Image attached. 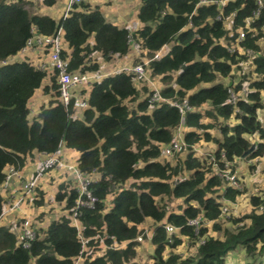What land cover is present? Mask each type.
Masks as SVG:
<instances>
[{
    "label": "trees",
    "instance_id": "obj_1",
    "mask_svg": "<svg viewBox=\"0 0 264 264\" xmlns=\"http://www.w3.org/2000/svg\"><path fill=\"white\" fill-rule=\"evenodd\" d=\"M211 1L139 0L140 26L129 31L107 20L92 0H81L58 19L29 11L22 0H0V185L6 170L20 171L32 152L51 154L62 145L79 153L75 163L81 174L94 175L87 187L96 199L92 208L76 209L78 229L65 215L45 226L31 224L35 236L28 248L17 231L19 220L13 227L0 225V264H73L82 254L79 234L89 239L87 246L99 244L97 235L106 246L83 264H126L135 257L136 238L147 221L154 247L151 264H226L235 250L242 251L243 264H264V191L250 196L246 214L225 221L220 199L235 201L240 191L227 187L214 171L215 163L222 168L230 162L235 173L236 159L264 155L259 116L264 108V0L261 8L256 0H228L224 6ZM228 15L227 27L223 18ZM247 22L250 30L240 44L253 54L249 64L246 56L227 50ZM58 27L68 72L98 71V57L109 61L128 55L134 42L141 57L151 59L147 68L159 78L160 95L186 99L190 110L181 115L166 102L150 104L148 86L136 85L133 74L120 72L93 82L82 118L73 117V100L68 105L58 100L54 77L51 85H43L45 71L26 59L8 61L25 46L33 28L52 35ZM164 46L167 52L152 59ZM39 88L52 94L29 118V100ZM240 91L244 94L235 102H226L231 92ZM179 128L182 154L162 160L161 146ZM202 143L213 146L204 150ZM67 187L61 184L55 199L72 214L78 192ZM171 199L182 201L179 211L168 209ZM5 203L0 194V217ZM33 204L41 207L43 199ZM197 215L213 221L211 234L204 226L195 234L186 224ZM166 224L173 231H166ZM180 236L194 244L203 237L204 242L193 255L182 257L175 250Z\"/></svg>",
    "mask_w": 264,
    "mask_h": 264
},
{
    "label": "rangeland",
    "instance_id": "obj_2",
    "mask_svg": "<svg viewBox=\"0 0 264 264\" xmlns=\"http://www.w3.org/2000/svg\"><path fill=\"white\" fill-rule=\"evenodd\" d=\"M34 1L36 3L35 4L33 3V4L35 6V9L37 10L34 12L43 13L44 11L42 12V10L39 9L41 8V5L37 3L38 0H34ZM42 1L41 3H43ZM26 7L29 11L34 10V9H31L30 5ZM124 7L125 6L122 5L121 3V5L119 6V8L121 9V12H124ZM125 11L126 13L128 12L127 14H129L131 12L130 7ZM129 16L130 15H128V17ZM262 46L264 47V41H263ZM166 48L167 47H165V49ZM42 54L45 57L42 59V62L40 64H43L44 67H48L49 66L48 52L46 54L44 51L42 52ZM134 56H137V57H134ZM136 58H142L146 60L145 56L141 57V52L137 48V50H133L130 53L129 58L125 63H119V64L115 63L116 65L110 68L107 67L106 69H104L105 71L101 70V72H110L113 68L121 67V65H125V64L130 65L131 63H136L137 62ZM250 60L251 59H247L248 64L250 63ZM149 61L150 60H148L147 64L145 65V76L147 77V80H141L136 85H158V86L160 85L158 81L159 78L152 77L149 69L147 68ZM50 69L51 67L49 66V70L48 71L45 70L47 71L46 73L47 75L44 79L43 85H51L50 80L52 77H54L56 81L58 80L57 73L54 70H50ZM252 77H254V75H252ZM86 89L88 90V88ZM84 91L85 90L81 88H78L77 90L73 91V99L83 98L85 96L83 93ZM51 94L52 93L45 94L44 96L42 88H39L38 90H36V92H34L33 96L30 98L31 103H29V106H30L29 108L31 109V114L29 118H32L33 116H35V113L37 114L39 112L40 107L42 105L47 104V100L50 99ZM39 98H40V104H39V101H37V99ZM74 108L75 109H73V112L78 110V108L76 107ZM76 116L77 114L73 113V117H76ZM259 116L261 118V122L264 123V108L261 111H259ZM178 131L180 133V128L178 129ZM212 146L213 145L211 144L202 143V147L204 150L211 149ZM254 148L255 146H253V149ZM59 150H60V155L57 156V160H59L62 164H64V166L54 165L53 167L46 170L40 176L37 182L31 187L29 194H25V195L23 194L25 192L24 184H25V181L34 174L35 170H37L38 168L37 165L40 159L36 161V166H35L36 168H34L35 170L33 171L32 175H30L28 178H22L21 172L18 170H16L17 172L15 174H9L8 179L5 178L6 180H4V182L0 185V194H2V196L4 197L5 196L7 197L8 205H5L3 212L13 213L15 214L16 218H19V217L27 218L29 219L28 220L29 222L32 221V224L34 223L35 227L45 226L51 220V218L60 217L62 215H65L66 217L74 221L73 214H69L68 211L63 208L64 203L56 201L55 195L58 192V188L61 184H65L68 186L66 190L72 187L79 188L81 187V185L79 183L78 178L75 176L71 168L75 163L73 161V157L71 159L70 155L64 154L62 148H59ZM182 150L183 149L173 153L169 157L161 156V159L167 160V161H173L174 156L176 157L182 154ZM198 152L200 153V151ZM235 164L238 168V171L235 172V175L237 177V183L235 186L236 188H232V189L239 190L240 194L237 196L235 201H231L225 198L220 199V201L223 204H225V207H227L228 209L226 213L221 214V216L224 218L225 221L230 216L241 217L242 215L246 214L250 210V204H249L250 196L254 194L261 195L263 194V191H264V175L262 171L264 169V155L260 157H254V158L243 157V159L241 160L236 159ZM6 174L8 175V173ZM89 177L93 178L94 175H91ZM221 178L223 179L225 185L227 186L224 178L223 177ZM15 184H16V187H15ZM40 198L43 199V205L41 207H38V211H37V207H35L34 206L35 204L33 203L34 201H36V199L38 200ZM17 199H22L21 205L17 208H13L12 211L8 212L7 207L9 206L12 207L13 203ZM167 203H168L167 204L168 209L170 211L177 212L180 209L182 201L178 199H171ZM43 214L44 216L41 217L40 215H43ZM149 223L151 222L150 221L145 222L142 225L141 230H144L145 228L148 229L150 225ZM212 223H213L212 220L204 219L203 226L207 228V231H208L207 234L212 233ZM224 223H226L225 225H227L228 222H224ZM17 231H19V229H17ZM170 231H173V230L171 229ZM144 234L148 235V237H146V235ZM144 234H142V236L137 240V244L134 247L135 252H136L135 257L130 262L128 261L126 264H151L152 263V252H153L154 247L149 241L150 232L146 231ZM180 239H181V244H179L175 248L177 253H179V255H181L182 257L193 255L196 251V244L189 242L187 237L180 236ZM105 249H106L105 247L99 249L100 253H102ZM169 251L170 250H166L164 253V256H166ZM243 260L244 258H243L242 251L235 250L231 254H229V256H227L226 264H239V263L243 264Z\"/></svg>",
    "mask_w": 264,
    "mask_h": 264
},
{
    "label": "built area",
    "instance_id": "obj_3",
    "mask_svg": "<svg viewBox=\"0 0 264 264\" xmlns=\"http://www.w3.org/2000/svg\"><path fill=\"white\" fill-rule=\"evenodd\" d=\"M81 0H67L66 1V5H65V10L62 14L63 17H66L71 10L73 9V7L78 4ZM228 0H219V3L221 4V6H224L225 3ZM206 2H212L211 0H200V3H206ZM213 2H217V1H213ZM259 8L262 7V1L261 0H256ZM259 14V9L257 11H254L253 13V17L258 16ZM222 13H220V16L218 17L219 19L221 18ZM230 20H231V15L225 16L223 18V21L225 22V24H228L227 27L230 24ZM127 29L129 31H133L134 28H132V26H128ZM250 30V26H249V22H247V25L244 28H239L237 30V34L236 37L234 39V41L232 42L231 45L228 46L227 50L229 52H236L238 54H242L244 56H246L248 59H251V57L253 56L252 52L248 49H244L241 46V41L243 40L245 33L247 31ZM131 35H129L130 37ZM131 47L132 50H137L138 46L134 43L131 42ZM165 47H167L165 49ZM65 43L63 41V36H62V29L61 27H58L55 31L54 34L52 35H42L37 33L36 29L33 28L31 30V36L28 38V40L25 43V46L21 49L20 53H24L27 51H31V50H38V51H47L48 52V56H49V66L51 67L50 70H54L57 75H58V88H57V93H58V100L61 101L64 105H68L69 102L71 100H73V109H75L74 107L78 108V110H84L85 108L88 107V103H87V97L85 98H75L73 99V91L77 90L78 88H89L91 87L93 82L99 81L102 77L105 76H109L112 74H117L120 72L126 73V74H133L135 81L140 82L141 80H147V77L145 76V65L147 64L149 59H142L141 62L139 63H135V64H130V65H121V67H117V68H113L110 72H101V70L99 71H94V72H68L67 71V63H68V59L67 58H63L61 56V51L65 50ZM165 50V51H164ZM168 50V46H164L162 47L159 51H157L152 59H156L158 57H160L161 55H163L165 52H167ZM151 60V59H150ZM8 61H12V60H8ZM49 66L48 67H44L43 64H39L37 68H40L41 70L45 71V70H49ZM47 71H45L47 73ZM149 86L148 89L150 91V96H149V103L150 104H154V103H159V102H166L168 105L176 107L178 109V111L180 112V114H184L186 111H189L190 108L187 105L186 99H183L181 102H178L176 100H168L163 98L160 95L159 92V86L158 85H147ZM242 94H244V91H240L238 93L235 92H231L230 93V97L226 100V102L228 103H233L236 101V99L241 96ZM183 122V117L181 116V123ZM184 146V143L180 137V133L177 129V131L175 132L174 136L171 138V140L167 143L161 146L160 148V155L164 156V157H169L171 156L173 153L181 150ZM59 148L63 149V146L60 145L56 151H54L51 154H43V158L38 162L37 165V170H35L34 174L25 181L24 184V188H25V192L23 193L25 194H29L31 187L37 182V180L40 178V176L49 168L53 167L54 165H61L64 166V164H62L59 160H57V156L60 155V150ZM212 161H214V158H212V156L210 155ZM232 165V163L230 162H225L224 166L222 168H220L219 166L216 165V163L214 164V171L215 173L218 175V177H223L227 186L232 187V188H236V183H237V177L235 175L234 172H232L230 170V166ZM73 173L75 174V176L78 178L79 183L81 185V187L77 188L76 190L78 192V196L75 200V205L73 208V224L77 227L78 229V223L75 219L76 217V209H78L79 207H88V208H92L94 202L96 201L95 197L91 194V192L88 189V182L89 180H91L92 178H89L86 175H83L79 172L76 163H74V165L71 167ZM17 171L12 169V168H8L6 170V173H8V175L6 174L5 178L8 179L9 178V174H15ZM5 179V180H6ZM222 179V178H221ZM175 180V179H174ZM22 203V199H17L12 207H7V211L10 212L12 211L13 208H17L21 205ZM227 207H225V204H223L221 206V214H224L227 212ZM7 212H2L1 216L6 214ZM29 219L24 218V217H20L19 221H20V226H19V230L21 232V236L24 239L23 241V247L28 248L30 246V242L31 240L34 238L35 234L33 229L31 228V224L32 221H28ZM188 226H191L193 228V231L195 234H198L200 228L203 226L204 224V218L201 215H197L193 218H190L187 220L186 223ZM142 227V226H141ZM140 227V229H141ZM164 228L166 231H170L171 229H173V226L170 224H166L164 225ZM146 231L150 232V236L151 237V230L145 228L143 230V232L137 236L136 240H138L142 234H144ZM146 235V234H144ZM146 237H148V235H146ZM95 239H98L99 244L95 247V246H87L89 239L87 238H83L80 234H79V239L82 245V249H81V253L79 256H77L74 261L73 264H83V261L90 257L89 259H92L97 253H100L101 248H106L105 244H104V240L103 237H99L98 235L94 237ZM204 242V238H199L196 241V247L198 246V244H201ZM98 249V250H96Z\"/></svg>",
    "mask_w": 264,
    "mask_h": 264
},
{
    "label": "crops",
    "instance_id": "obj_4",
    "mask_svg": "<svg viewBox=\"0 0 264 264\" xmlns=\"http://www.w3.org/2000/svg\"><path fill=\"white\" fill-rule=\"evenodd\" d=\"M22 1L25 3V7L30 5L31 9H34L32 12L37 11L35 9V6H34V4L36 3L34 0H22ZM41 1L42 0H38L37 3L39 5H41V8H39V9H41L42 12L44 11L42 14H46V15H49V16L55 18V19H58L62 16V14L65 10V5H66L67 0H57L56 3L53 4L52 6H46L44 3H41ZM92 1L96 4H99V7H100L101 11L103 12V14L106 16L107 20L112 22L114 25H117V26L123 25L125 27L132 26V28H134V29H136L140 26V23L136 18L139 0H92ZM121 3H122V5L125 6L124 12H121V9L119 8ZM129 7L131 9V12L129 14H127L128 12L126 13L125 10H127ZM36 13H38V12H36ZM128 15H130V16L128 17ZM92 40H93L92 37H90L89 42L91 43ZM42 52H44V51L31 50V51H27L24 53L19 52L17 55L13 56L10 60L18 61V60H23V59L25 60L26 59L33 66L38 67V65L42 62V59L45 57V56H43ZM45 53L47 54L46 51H45ZM129 56H130V54L125 55V56H121V57L114 56L109 61L102 60L100 57H98L99 71L100 70L105 71L104 69H106L107 67L110 68V67H112L116 64H119V63H125L128 60ZM107 71H109V70H107ZM83 89L85 90L83 93L85 95L84 97L86 98L90 92V89L89 88H88V90L86 88H83ZM44 96H45V94H44ZM37 101H39V104H40V98L37 99ZM29 103H31V100H29ZM39 104H38V106H39ZM28 107H30V106L28 105ZM82 111L83 110L81 109V110L74 111L73 113L77 114L76 118L80 119V118H82ZM75 112H77V113H75ZM30 113H31V109H30ZM63 153L70 155L71 159L73 157L74 162H76V160L79 156V153L76 150H73L71 148H66V147H63ZM42 158H43V154L37 153V152H32L31 155L28 156L25 166L20 170L22 178H28L30 175H32L33 171L35 170L34 168H36L35 167L36 161L38 159L41 160ZM15 187H16V184H15ZM2 197L6 200L5 205H8L7 197L6 196L5 197L2 196ZM38 207L39 206H37V211H38ZM4 208H5V206H4ZM40 216L42 217V216H44V214L40 215ZM19 218H16L15 214H13V213L4 214L3 216L0 217V225H3L5 227H8L10 225L13 227L15 225L16 221L19 220ZM149 224L151 225V223H149Z\"/></svg>",
    "mask_w": 264,
    "mask_h": 264
},
{
    "label": "water",
    "instance_id": "obj_5",
    "mask_svg": "<svg viewBox=\"0 0 264 264\" xmlns=\"http://www.w3.org/2000/svg\"><path fill=\"white\" fill-rule=\"evenodd\" d=\"M253 146L250 147V149L248 150V152H250L252 150ZM245 156V155H244Z\"/></svg>",
    "mask_w": 264,
    "mask_h": 264
}]
</instances>
